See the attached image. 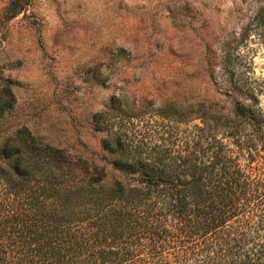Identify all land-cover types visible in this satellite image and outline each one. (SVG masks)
Instances as JSON below:
<instances>
[{
    "label": "rangeland",
    "instance_id": "rangeland-1",
    "mask_svg": "<svg viewBox=\"0 0 264 264\" xmlns=\"http://www.w3.org/2000/svg\"><path fill=\"white\" fill-rule=\"evenodd\" d=\"M233 67L264 81V0H0V96L14 94L0 158L23 130L102 164L115 133L144 151L173 140L184 154L185 140L226 132L196 116L213 102L234 117L215 83Z\"/></svg>",
    "mask_w": 264,
    "mask_h": 264
},
{
    "label": "trees",
    "instance_id": "trees-1",
    "mask_svg": "<svg viewBox=\"0 0 264 264\" xmlns=\"http://www.w3.org/2000/svg\"><path fill=\"white\" fill-rule=\"evenodd\" d=\"M232 72L215 83L234 117L213 102L196 116L226 132L185 140L184 154L173 140L144 151L115 133L102 164L25 130L6 140L0 264H264V81ZM13 103L6 86L0 118ZM106 163L120 175L106 179Z\"/></svg>",
    "mask_w": 264,
    "mask_h": 264
}]
</instances>
